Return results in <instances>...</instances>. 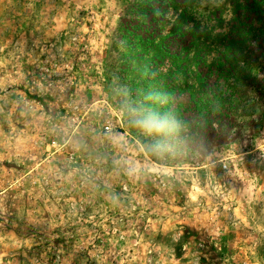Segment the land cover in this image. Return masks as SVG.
Listing matches in <instances>:
<instances>
[{"label":"rangeland","instance_id":"1","mask_svg":"<svg viewBox=\"0 0 264 264\" xmlns=\"http://www.w3.org/2000/svg\"><path fill=\"white\" fill-rule=\"evenodd\" d=\"M186 1L0 0V264H264L261 23L218 65L235 0ZM188 20L202 86L159 92Z\"/></svg>","mask_w":264,"mask_h":264},{"label":"trees","instance_id":"2","mask_svg":"<svg viewBox=\"0 0 264 264\" xmlns=\"http://www.w3.org/2000/svg\"><path fill=\"white\" fill-rule=\"evenodd\" d=\"M261 0L259 1L260 5ZM190 2L187 0L184 7L186 5H190ZM259 5L257 4L256 0H251L249 3L246 5H242L239 0H235V16L232 18L234 21L233 24L231 25V28L228 31L221 32V34L226 38V45L224 46L223 52L221 51V55L216 58V62L218 65L225 66L226 64H229L231 61H238L235 59L234 55L236 52H234L233 48L236 46V44H240L244 42L245 36L248 34L249 29L251 27V24H247L246 19H248V15L245 17H241L243 14L238 13V10L241 9L244 11V13H253L256 16L257 21H260L261 23V28L258 30V36L264 34V23H262V18H264V15H260V13H264V9L259 8ZM186 9V8H185ZM183 10L188 13L186 10ZM191 15V14H190ZM259 15V16H258ZM166 22H170V17L165 18ZM185 18L183 15H179L175 21H182L184 22ZM165 22V23H166ZM188 23L185 26L184 30H181V28L176 26L175 30H167L165 34L162 32L159 34V36L153 38V39H145L143 44L147 45L148 49L154 52L156 49V55H161L163 56L167 55L165 45L163 44L165 40L175 34H179V37L184 36L186 33H189L190 35V40L181 47L180 51L178 54L173 53L170 55V57L175 58L174 64L176 67L172 68H167L164 69V65L161 63L160 64V69L158 71V74L156 77L152 78L150 80L151 82H154V84L158 85L160 87L159 92H162L163 90H166V92L170 93L172 92V86L168 82V79L172 76L173 71L182 73L185 76V83H184V88H180V86H176L174 82V88L179 89L180 91L186 90V91H197L199 89V86H202V79L203 76H200L201 73L197 70V66L199 63H207L208 58L206 55V51L203 52V48L209 46L210 43L206 44L207 41V35L209 34V31L211 29H202L199 23H193V25H190V20L187 21ZM164 23V24H165ZM181 23V22H180ZM163 26L161 27V30H163ZM247 27V28H246ZM140 41V39H139ZM261 46H264V38L261 39ZM233 47V48H232ZM163 58V57H162ZM224 59V62L221 61V59ZM152 61V57L147 58V62ZM147 63L144 65V73H147ZM231 65L229 68H227V72L229 71ZM224 71V70H223ZM144 81H147L146 78H144ZM148 82V81H147ZM191 96H194V93L191 92ZM201 99V97H198L197 102ZM195 110L197 113H200L199 108H197V104Z\"/></svg>","mask_w":264,"mask_h":264},{"label":"clouds","instance_id":"3","mask_svg":"<svg viewBox=\"0 0 264 264\" xmlns=\"http://www.w3.org/2000/svg\"><path fill=\"white\" fill-rule=\"evenodd\" d=\"M137 123L143 126L148 131H152L153 129L159 131L164 126L162 122L157 121L155 118L139 120L137 121ZM153 147L158 148L159 145H153Z\"/></svg>","mask_w":264,"mask_h":264},{"label":"built area","instance_id":"4","mask_svg":"<svg viewBox=\"0 0 264 264\" xmlns=\"http://www.w3.org/2000/svg\"><path fill=\"white\" fill-rule=\"evenodd\" d=\"M106 129H108V128L106 127Z\"/></svg>","mask_w":264,"mask_h":264}]
</instances>
